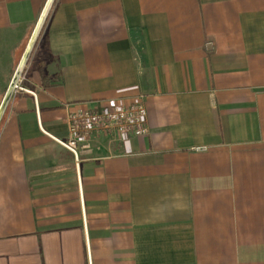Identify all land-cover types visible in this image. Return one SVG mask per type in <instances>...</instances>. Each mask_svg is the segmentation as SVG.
<instances>
[{
	"label": "crops",
	"instance_id": "obj_1",
	"mask_svg": "<svg viewBox=\"0 0 264 264\" xmlns=\"http://www.w3.org/2000/svg\"><path fill=\"white\" fill-rule=\"evenodd\" d=\"M47 0H0V103ZM143 97L145 136L70 149ZM0 264H264V0H56L0 123Z\"/></svg>",
	"mask_w": 264,
	"mask_h": 264
},
{
	"label": "built area",
	"instance_id": "obj_2",
	"mask_svg": "<svg viewBox=\"0 0 264 264\" xmlns=\"http://www.w3.org/2000/svg\"><path fill=\"white\" fill-rule=\"evenodd\" d=\"M148 133V110L143 97H139L131 102L122 101L71 112L66 144L77 152L97 135L145 136Z\"/></svg>",
	"mask_w": 264,
	"mask_h": 264
},
{
	"label": "water",
	"instance_id": "obj_3",
	"mask_svg": "<svg viewBox=\"0 0 264 264\" xmlns=\"http://www.w3.org/2000/svg\"><path fill=\"white\" fill-rule=\"evenodd\" d=\"M56 0H47L46 4L41 12V15L38 19V22L33 30V33L29 39V42L24 50V53L18 63V66L14 72V75L9 83V86L5 92V95L0 103V123L2 118L6 112V109L9 105V102L15 92V90L19 87V82L22 77V74L28 64V61L34 51V48L43 32V29L47 23L51 10L54 6Z\"/></svg>",
	"mask_w": 264,
	"mask_h": 264
}]
</instances>
